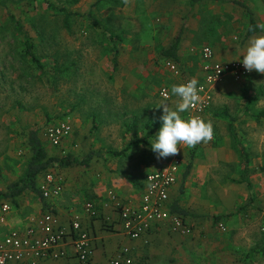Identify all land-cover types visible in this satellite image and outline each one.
Segmentation results:
<instances>
[{
	"label": "rangeland",
	"instance_id": "374dc122",
	"mask_svg": "<svg viewBox=\"0 0 264 264\" xmlns=\"http://www.w3.org/2000/svg\"><path fill=\"white\" fill-rule=\"evenodd\" d=\"M230 1L207 0L196 11L183 3L185 7L180 11H168L165 22L162 10L149 17L135 0H0V192L21 178L31 159L30 129L39 131L51 156L71 154L84 159L93 155L89 170L76 163L49 169L62 176L67 168L80 173L86 170L105 180L108 171L120 174V170L137 168L140 149L133 146L128 151L129 147L121 150L123 147L119 146L122 148L114 150L111 140L116 142V138L106 135V130L123 129L134 138L148 130L149 143L156 140L163 123L160 88L181 84V78L167 68L164 50L175 42L182 25L189 29L180 35L187 53L181 55L186 71L194 63L200 65L201 49L210 43L209 35L215 27H233L232 34H239V38L232 39L237 49L229 54L231 59L243 60L246 48L240 38L248 28L249 17L243 7ZM243 1L252 8L257 21L264 24V0ZM165 4L170 8L171 3L162 2L157 7ZM204 24L206 30L202 33H207V39L195 33ZM28 37L39 64L26 50ZM247 97L258 99L250 101ZM177 99L173 96L167 103L175 108ZM213 101L214 138L203 146L212 147L207 150L210 153L205 155L204 148L197 145H181L175 155L188 175L181 194L197 193L200 207L188 211L212 218L235 212L228 206L218 208L232 197L220 193L224 184L237 187L249 182L246 191L252 195L250 203L256 209L251 215L259 223L256 237L264 240V118L255 116L264 109V74L253 70L245 79H229L215 89ZM65 117L73 125V134L62 149L52 146L45 132ZM237 139L249 156L244 174ZM175 156L159 158L158 166ZM43 176L39 175L38 184ZM86 198L84 195L83 202ZM18 200L17 214L42 211L41 197L35 192L26 191ZM249 212V208H236L235 213Z\"/></svg>",
	"mask_w": 264,
	"mask_h": 264
},
{
	"label": "crops",
	"instance_id": "0c3cea01",
	"mask_svg": "<svg viewBox=\"0 0 264 264\" xmlns=\"http://www.w3.org/2000/svg\"><path fill=\"white\" fill-rule=\"evenodd\" d=\"M135 1L141 3L140 8L142 7V9L146 10V15L149 17H152L155 11L162 10V18L165 22H168V11H180L183 9V6L185 7L183 3H186L190 8L194 7L196 11L198 8H203L205 6L203 2L207 0H199L193 5L191 4L190 0ZM234 1L237 0H231L230 2L242 7L240 4L235 3ZM161 2L171 3L170 8L168 7V4L158 8L157 4ZM200 9L199 11H201ZM207 14L208 13L206 11L205 16ZM205 16L203 19H205ZM257 22L258 25H260L259 21ZM188 30L185 28V25H182L177 34L178 36L176 39L179 38L178 59L176 60L173 57H167L168 59L176 61L180 65L183 74L180 76H175L181 78V83H183L186 78H201L203 75L202 58H200L201 63L199 61L200 65L194 63L191 65V68L188 71H186L181 64V55L183 54V56H187V53L183 51L185 47L181 43L182 40L180 35ZM197 30L198 31H195L196 35L199 37H202L201 35H203L202 38L207 39V33H202V31L206 30V24L203 26L200 25V27H197ZM231 30H233V27H227L226 29L222 27H215L214 31L210 32L209 37L211 40L209 41L210 43H206V45L213 47L216 54V59L237 60L230 58L231 55L229 54V51L233 48L237 49V47H234L235 44L232 43V39H237V37L239 38V34H232ZM242 33L243 36H241L240 39L242 40L241 43L243 44L244 50L247 48L249 40L253 36L264 34V32H261L258 34L249 35L248 28ZM194 40L195 37L193 38V41ZM236 45L239 46L238 43ZM229 79H234V77H232V75H227L223 82L219 83L214 88V94L215 89L220 87L221 84L227 82ZM163 86H166L171 90V86ZM171 98H173V96H171ZM213 102L214 101H212L210 108L206 112L204 117L205 121H212L213 119ZM231 126L233 127V125ZM114 131L115 130L112 129L106 130V135L110 136V138H116V142L111 140L112 144H115L113 149L117 150L123 147L121 150H124V148L129 147L130 149H128V151H130L133 146H136V148L140 149V160H138L140 162L139 166L133 170L124 169L125 171L122 170V172L120 170V174L108 171L107 175L104 174V177H106L105 180L98 179L94 175H91V173L86 172V170L81 171L80 173L79 171L73 172L72 170L70 171L67 168H64L65 171H63V177L65 182L64 190L61 196L57 199L51 200L50 202L43 200L47 205L51 203L54 209L60 214L64 222L69 220V213L72 209H78L82 211L83 204L86 201L92 199L100 201L101 197H103L106 194V191L110 188L115 189L126 200L137 201L144 188V182L147 173L164 165L158 166L159 159L157 158V154L153 152L151 148L147 149V146L151 145L149 143L151 137H148V133H146L148 130H146V132L143 130V136H141L140 133V137L135 136V138L134 136H127V133L124 132L123 129H119L118 132ZM71 136L63 143L61 147L58 148L63 149L65 146H68V143L72 138ZM134 139H138L139 141H133ZM108 145H110V143H108ZM205 145L207 146L209 144H198L197 147L199 149L204 148L205 155H208L210 152L207 150L212 149V147H203ZM236 158H238V155ZM110 164H112L113 168L115 167V163H113V161ZM240 164L241 171L244 174L242 162ZM86 167L88 170L92 168V159L90 161V165ZM186 172L187 171L181 166L178 180L170 193V201L171 207H173V205L177 202L179 207L186 211L184 214H179L186 218L192 227V233L184 235L180 232L171 230L168 224L162 223L153 228L144 237L139 239H130L124 234L121 223L117 220L115 223L111 224L105 222L103 215L91 219L87 218L86 221L93 234L95 264H110L112 257L117 255L121 247L124 245H127L132 249L133 256L136 260L134 264H140L141 261L145 262L146 264H264V240H262L261 237H256L255 230L258 228L259 223H256L254 216L251 215V213L255 214L254 211H256V209L254 203H250L252 202V195H249V192L246 191V184L248 185L249 182L246 181V184L237 187L224 184V187H221L223 189L220 191V193L224 196L231 194L232 197L230 198L231 200L228 198L230 200L229 203H226L228 200L225 201L224 207H218L223 209L227 208L226 206H228L229 210L232 209L235 212L236 208L241 210H243V208H249L250 212L248 214L243 215L242 213L236 214L234 212L233 214L217 215L216 217L212 218L204 217L203 215L195 216L188 211V208L196 209L200 207V196L197 197V193L194 195H189L187 193L185 195L181 194L180 191L181 186L183 185V180L187 179L188 177V175H185ZM246 177L247 176H244L245 180ZM84 195H86V197L88 196V199L86 198L85 202H83ZM43 206L44 204L42 202V210H44ZM30 212L24 211L20 214L14 212L10 217L9 224H23L30 215ZM102 213H105V211L103 210ZM113 216L114 219H118L117 213H113ZM219 223H223L226 226V230H222L219 227ZM258 244H260V246ZM68 249L69 255L67 257L57 260L50 259L46 261L47 264H75L73 247L70 243L68 244Z\"/></svg>",
	"mask_w": 264,
	"mask_h": 264
},
{
	"label": "built area",
	"instance_id": "2783aa9c",
	"mask_svg": "<svg viewBox=\"0 0 264 264\" xmlns=\"http://www.w3.org/2000/svg\"><path fill=\"white\" fill-rule=\"evenodd\" d=\"M203 75L198 80L201 103L195 109L185 112L184 119L199 116L204 119L213 101L214 88L227 75L236 80L248 77L242 60H219L212 46L204 45L201 49ZM167 68L176 76L183 74L180 65L172 60H166ZM192 77L186 78V83ZM170 89L166 86L162 91ZM163 98V96L161 95ZM73 134V125L68 118H61L50 125L46 132L47 141L54 147H61ZM181 167L178 156L158 169L147 173L144 188L137 201L124 199L115 189L110 188L101 200H88L83 204L82 211L72 209L69 220L64 222L60 214L49 203L45 210L31 214L20 225H10L11 215L16 206L11 201H0V264H47L46 261L65 258L69 255L68 244L73 247L75 264H95L93 234L86 219L103 215L106 223H121L124 234L130 239L144 237L153 228L162 223L169 225L171 230L184 235L192 233V227L184 216L172 211L170 193L175 186ZM64 177L53 170L44 174L38 187L45 201H51L61 196L64 190ZM105 213H102V211ZM113 213L118 214L114 219ZM226 230L223 223H219ZM132 249L124 245L117 255L112 257L110 264H134ZM140 264H146L142 262Z\"/></svg>",
	"mask_w": 264,
	"mask_h": 264
},
{
	"label": "clouds",
	"instance_id": "9594fccd",
	"mask_svg": "<svg viewBox=\"0 0 264 264\" xmlns=\"http://www.w3.org/2000/svg\"><path fill=\"white\" fill-rule=\"evenodd\" d=\"M258 27L264 30V24ZM242 64L249 72L255 70L264 74V35L253 36L249 40ZM198 83L196 78H192L186 83L171 86V96L178 98L175 108L167 103L170 99L168 90L162 91L163 101L159 107L163 109L160 117L163 123L156 134V140L151 143V149L157 154L158 159L178 155L181 145L194 148L198 144H207L213 140L214 129L211 120L205 121L199 116L184 119L181 116L182 113L197 108L201 103L199 92L202 91V87L198 89Z\"/></svg>",
	"mask_w": 264,
	"mask_h": 264
},
{
	"label": "trees",
	"instance_id": "16d2710c",
	"mask_svg": "<svg viewBox=\"0 0 264 264\" xmlns=\"http://www.w3.org/2000/svg\"><path fill=\"white\" fill-rule=\"evenodd\" d=\"M199 0H190L191 4H195ZM235 3L240 4L245 10L249 17V27L248 34H258L264 32L258 27V22L254 15L251 7L245 3L244 1H234ZM17 22V21H16ZM19 27L20 23L18 22ZM252 29V30H250ZM106 34H109L108 32ZM26 50L32 55L34 61H38L35 54L32 52L33 44L30 38H25ZM178 50H179V38L175 40V42L168 48L164 50V54L167 57H173L174 59H178ZM39 64V61H38ZM250 101H254L258 99V97H247ZM229 116L227 113L225 114ZM257 118H264V109H261L256 115ZM237 136V135H235ZM28 143L30 145L32 155L29 160L26 169L21 176V178L12 184H10L9 188L0 192V201L4 198L9 199L13 204L17 207L19 205L18 197L24 194L26 191L35 192L39 197H41V201L44 204V210L47 208V204L41 196V192L38 187V177L41 174H46L52 166H60L67 167L74 163L82 164L84 166H89L90 161L92 159V154H89L87 158L79 159L77 157H73L71 154L68 155H49L45 144L40 136V133L37 129H30L28 132ZM238 152L241 157L243 172H247L248 164H249V156L245 149V146L237 139ZM187 175V172L186 174ZM173 212L184 214L186 211L181 209L177 202L172 207Z\"/></svg>",
	"mask_w": 264,
	"mask_h": 264
}]
</instances>
